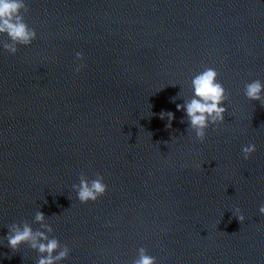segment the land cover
<instances>
[{"label":"water","instance_id":"95a60500","mask_svg":"<svg viewBox=\"0 0 264 264\" xmlns=\"http://www.w3.org/2000/svg\"><path fill=\"white\" fill-rule=\"evenodd\" d=\"M20 2L35 37L0 32V264L52 240L53 264H264V0ZM210 69L225 111L200 129ZM82 181L105 190L82 201Z\"/></svg>","mask_w":264,"mask_h":264},{"label":"clouds","instance_id":"9594fccd","mask_svg":"<svg viewBox=\"0 0 264 264\" xmlns=\"http://www.w3.org/2000/svg\"><path fill=\"white\" fill-rule=\"evenodd\" d=\"M23 4L20 0H0V32H7V34L13 40H19L23 43H29L31 39L35 37V32H30L27 30L26 25L21 22V17L19 15L20 9ZM14 52L15 49H12ZM77 55H80L79 53ZM79 71V69H77ZM216 73L213 70H208L203 74L197 76L193 81V86L195 89V96L199 99H192V101L187 104V114L191 118V124L193 127H198L203 129L207 126V118L212 117L213 121L223 119L224 108L220 107L224 96V89L217 83H215ZM262 91L261 84L257 81L247 86L246 95L250 99L259 100L260 93ZM179 107V106H178ZM199 135L203 136V132ZM255 151V146L245 148V158H248V154ZM82 187L79 192V197L82 201H87L88 199H95L96 193H103L105 188L99 181H93L91 188L85 182H81ZM264 211V209H261ZM43 214L38 213L36 219L38 221L43 220ZM244 217L241 216L240 220L243 221ZM37 235L42 236V233H37ZM35 239L32 235V231L29 227L25 226L23 231H17L15 235L9 237V245L15 248L18 244L23 241ZM57 241L52 240L47 245L40 244L39 250L49 253L47 258H42L39 264H53V258L51 253L57 248ZM36 247V244H33ZM143 253V250H141ZM66 255V252L60 253V256L56 259L62 258ZM137 264H153L152 258L142 255L141 259Z\"/></svg>","mask_w":264,"mask_h":264}]
</instances>
